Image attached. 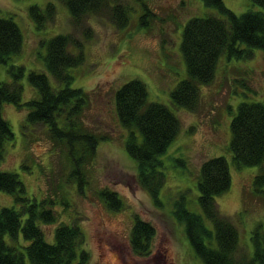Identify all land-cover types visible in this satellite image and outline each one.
Instances as JSON below:
<instances>
[{
	"label": "rangeland",
	"instance_id": "1",
	"mask_svg": "<svg viewBox=\"0 0 264 264\" xmlns=\"http://www.w3.org/2000/svg\"><path fill=\"white\" fill-rule=\"evenodd\" d=\"M54 2L51 16L37 28L29 8L44 9ZM128 7L126 23L119 25L110 9L75 22L62 2L57 0H0V17H10L19 27L23 41L20 51L5 63L0 62V80L21 84V108L3 103L2 117L13 131V139L3 147L0 171L17 173L27 202L16 201L14 195L0 191V209L4 206H26L36 202L40 208H50L55 220L36 223L45 240L53 242L54 229L60 224L76 225L84 235L87 264H202L196 255L182 222L173 216L179 201L205 219L198 203L197 182L203 160L222 156L227 160L231 183L229 189L215 197L219 211L228 216L238 231V253L250 256L251 230L264 225V194L253 191V179L264 171L261 165L237 169L230 149V122L240 102L264 100V51L253 48L250 59L221 56L210 84L199 85V100L194 111L176 106L170 92L186 78L185 62L180 51L182 30L188 19L218 15L215 8L203 0H116ZM237 14L248 10L263 11L252 0H223ZM143 5L150 9L148 25H140ZM68 34L69 51L83 52V62L71 69V87L89 93V103L83 110L82 122L95 133L108 135L94 158L85 165L84 193L77 191L69 179L70 167L63 147L55 146L48 127L26 121L28 109L24 103L39 98V92L28 80L30 71L45 73L51 85L58 84L47 71L44 55L46 41L56 34ZM17 68L23 69L19 75ZM131 79L141 80L147 89L148 101L166 105L179 121V133L161 155L165 174L159 192L160 205L139 186L136 161L126 152L127 131L118 122L114 93ZM115 191L123 202L120 210L110 209L98 196L101 188ZM264 190V183L261 185ZM26 211L22 220L28 216ZM149 221L156 230L147 256L132 252L129 233L134 216ZM8 245L24 251L29 241L19 232ZM27 264H30L27 260Z\"/></svg>",
	"mask_w": 264,
	"mask_h": 264
},
{
	"label": "trees",
	"instance_id": "2",
	"mask_svg": "<svg viewBox=\"0 0 264 264\" xmlns=\"http://www.w3.org/2000/svg\"><path fill=\"white\" fill-rule=\"evenodd\" d=\"M66 7L72 19L83 18L110 9L116 23L123 25L128 18V7L116 0H57ZM206 6L215 8L218 15L192 17L185 23L180 51L185 62L186 78L180 80L170 92L171 101L178 107L194 111L199 100V85L210 84L221 56L227 59H250L253 48L264 51V12L248 10L237 14L227 8L223 0H203ZM264 7V0H252ZM144 12L139 24L148 25L150 9L143 5ZM54 2L44 9L29 8L30 16L37 28L51 16ZM22 33L10 17H0V62L5 63L17 54L22 46ZM71 38L59 33L46 41L44 62L47 71L60 85H51L48 76L42 72L30 71L29 82L39 92V98L24 103L28 109L26 121L30 125L41 123L48 127V135L55 146L63 147V155L70 167L69 179L77 184V191L84 193L86 184L85 165L95 156L96 150L108 135L95 133L82 122L83 110L89 103V93L81 88L71 87L69 69L83 62L82 48L77 53L69 51ZM19 75L22 68H17ZM22 86L20 83L0 80V162L3 147L13 139V131L2 117L3 103L15 104L21 108ZM114 103L119 124L127 131L124 141L126 152L136 161V179L139 186L150 196L153 203L160 205L159 192L165 181L161 170V155L179 133V121L164 104L148 101L145 84L131 79L114 93ZM230 149L237 169L242 166L261 165L264 161V100L240 102L230 122ZM231 183L227 160L222 156L202 161L197 182L198 203L204 217L211 222L208 227L198 213L188 210L183 201L176 204L174 218L185 226L186 234L202 264H264V225L259 223L251 230L252 254L238 253V231L228 216L222 214L215 197L226 192ZM264 171L253 179V191L262 196ZM0 191L14 195L16 201L27 202L20 196L24 187L17 173L0 171ZM99 198L110 208L120 210L123 202L118 194L103 187ZM28 211L24 220L22 215ZM38 219L51 223L55 214L50 208H40L34 201L26 206H4L0 209V264H87L88 252L83 249L84 235L76 225L60 224L54 229L53 242L45 240L44 233L36 223ZM19 232L29 241L24 251L8 245L5 236L12 241ZM156 234L155 227L147 220L134 216L129 233V244L133 253L147 256L151 241Z\"/></svg>",
	"mask_w": 264,
	"mask_h": 264
}]
</instances>
